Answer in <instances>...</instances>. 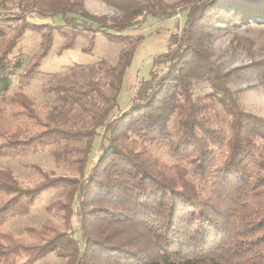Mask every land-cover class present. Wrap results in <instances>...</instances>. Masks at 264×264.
<instances>
[{"label": "trees", "instance_id": "obj_1", "mask_svg": "<svg viewBox=\"0 0 264 264\" xmlns=\"http://www.w3.org/2000/svg\"><path fill=\"white\" fill-rule=\"evenodd\" d=\"M102 1L120 13H90L83 0H29V11L61 15L65 23H36L23 11L0 15V157L55 146L50 155L82 177L44 174L24 186L11 169H0V264H35L52 252L63 264H264V117L241 106L231 71L211 44L223 23L264 28V0ZM177 10L187 12L181 30L154 58L128 107L113 116L144 40L125 31ZM27 30L40 32L41 41L22 66L12 53ZM56 30L65 38L60 52L79 36L89 38L84 50L92 51L98 32L123 47L116 64H75L63 82L45 86L58 101L46 113L25 88ZM160 64L165 70H157ZM193 79L209 82L212 92L195 95ZM100 135L105 143L87 170ZM157 147L172 161L162 160ZM50 188L65 190L48 205L62 212L65 229L52 219L25 227V235L5 227ZM76 214L81 237L72 226Z\"/></svg>", "mask_w": 264, "mask_h": 264}, {"label": "rangeland", "instance_id": "obj_2", "mask_svg": "<svg viewBox=\"0 0 264 264\" xmlns=\"http://www.w3.org/2000/svg\"><path fill=\"white\" fill-rule=\"evenodd\" d=\"M29 0H0V10L15 12H28V18L36 23H54L59 26L65 23L61 15L41 16L29 11L27 2ZM85 8L96 15H116L119 10L105 3L102 0H83ZM176 0H168L172 3ZM8 14V13H6ZM79 21H85L82 16L76 15ZM187 12L177 10L170 17H147L142 24L136 25L125 33L131 35H144V40L138 46L132 63L127 69L123 84L118 97V106L112 115H117L127 108L131 102L137 87L142 80L151 76L154 68V58L167 51L170 45L171 35L181 30ZM96 26V22H93ZM222 28L215 30L211 39V44L216 53V57L222 61L226 70L231 71L230 87L235 91L241 106L254 114L264 117V28L252 27L245 29L227 28L228 24L220 25ZM241 38V43L235 41L237 35ZM64 37L56 30L53 46L48 55L41 62L39 71L31 84L25 90L32 95L38 106L49 112L56 104L57 100L53 93L46 92L47 85L63 82L65 74L69 68L75 64H96L100 60H106L111 64H116L123 43L110 41L103 33L98 32L92 51L84 49L89 45L87 36H79L72 48L63 52L59 51ZM41 41V33L33 30L25 31L20 43L14 49L12 58L21 62L24 66L30 56L38 49ZM158 71L165 70V65L156 66ZM18 73L20 72L17 71ZM18 76L13 77L12 89H18ZM192 90L195 95L212 92L209 82L202 79L192 80ZM110 93V90H108ZM105 141L98 136L95 141L93 152L87 170L98 159ZM55 146H48L37 153L27 156L0 157V169H11L17 180L24 186H33L43 179L44 174L50 176H75L80 178L75 165L57 162L49 153ZM155 152L162 160L171 162L170 156L162 148H155ZM82 178V177H81ZM63 188H50L45 190L37 199L32 211L23 216L11 218L5 227L18 235L23 234V229L27 226L39 227L46 219L54 220L61 228L65 229V221L60 211H49L48 205L51 201L64 196ZM78 203V201H77ZM76 203V208L78 204ZM73 229L76 236L81 237L79 215L76 214L73 220ZM65 259L56 252L38 260L35 264H63Z\"/></svg>", "mask_w": 264, "mask_h": 264}, {"label": "built area", "instance_id": "obj_3", "mask_svg": "<svg viewBox=\"0 0 264 264\" xmlns=\"http://www.w3.org/2000/svg\"><path fill=\"white\" fill-rule=\"evenodd\" d=\"M11 11L0 10V15H6V13H10Z\"/></svg>", "mask_w": 264, "mask_h": 264}]
</instances>
